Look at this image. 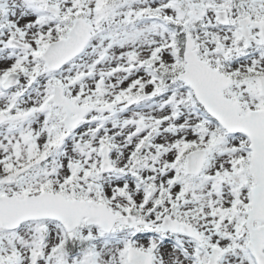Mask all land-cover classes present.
Masks as SVG:
<instances>
[{
    "label": "snow or ice",
    "instance_id": "1",
    "mask_svg": "<svg viewBox=\"0 0 264 264\" xmlns=\"http://www.w3.org/2000/svg\"><path fill=\"white\" fill-rule=\"evenodd\" d=\"M0 264H264V0H0Z\"/></svg>",
    "mask_w": 264,
    "mask_h": 264
}]
</instances>
